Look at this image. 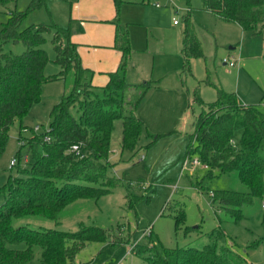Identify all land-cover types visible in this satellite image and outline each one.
I'll return each instance as SVG.
<instances>
[{
  "label": "rangeland",
  "instance_id": "rangeland-1",
  "mask_svg": "<svg viewBox=\"0 0 264 264\" xmlns=\"http://www.w3.org/2000/svg\"><path fill=\"white\" fill-rule=\"evenodd\" d=\"M31 1L0 3V32L11 14L25 13ZM157 2L162 5L160 8L155 6ZM190 8L206 58L193 59L188 72L181 49L183 19ZM175 21L180 24L175 25ZM52 23L71 31L70 41L78 45L84 68L92 72L93 85L94 80L107 78L118 56L114 48L118 26L128 31L132 46L127 82L138 87L150 81L161 83L145 96L136 113L145 129L134 152L122 149V121L114 123L108 174L116 187L111 192L99 199L73 202L57 221L30 216L14 219L13 226L76 233L84 224L109 230L114 234L113 240L126 243L91 244L74 264H148V254L138 256L129 252L132 245H155L159 250L226 246L241 255V264H264V195L253 204L242 206L244 219L237 223L226 210L214 204L212 196L224 191L249 192L238 172L222 174L211 167L193 166L182 172L197 118L218 98L216 88L207 84L209 78L226 92L236 93L244 104L256 106L264 115V31L255 35L237 24L224 22L203 10L202 0H191V7L186 0H47L46 7L26 16L21 30ZM52 38L46 35L43 47L50 59L46 76L61 71L55 63ZM24 51L23 44L5 47V52L15 55ZM224 59L235 66L225 64ZM70 89V80L44 84L41 102L22 122L14 123L7 149L0 157V189L7 186L10 176L19 177L11 161L21 149L20 128L42 125L50 130V114ZM141 91L125 93L128 110ZM197 93L203 105L195 102ZM43 133L44 128L40 133L42 139ZM26 136L28 142L22 154L28 155V162L32 163L33 152L28 146L32 136ZM240 137L241 132L236 135V144ZM197 147L195 141L193 148ZM34 150L43 152L38 144ZM190 158L199 159V155ZM20 168L29 165L21 160ZM211 173L213 176L209 177ZM4 202L5 194H1L0 204ZM181 210L184 222L177 228L176 217ZM34 252L35 259L30 264H41V248H34Z\"/></svg>",
  "mask_w": 264,
  "mask_h": 264
},
{
  "label": "trees",
  "instance_id": "trees-1",
  "mask_svg": "<svg viewBox=\"0 0 264 264\" xmlns=\"http://www.w3.org/2000/svg\"><path fill=\"white\" fill-rule=\"evenodd\" d=\"M5 2L0 0V3ZM186 2L191 7V0ZM46 4L47 0H32L25 13L13 12L0 32V157L7 149L14 123L22 122L32 108L41 102L43 85L71 81L70 91L50 114L53 141L47 144L41 135L32 137L28 146L33 152V162L24 161L21 147L16 157L17 164L12 167L17 168L19 177L10 176L7 186L0 189V195L5 194V202L0 204V264H30L35 259L36 247L42 250L41 264H74L91 244H126L119 239L113 240L114 234L109 230L84 224L76 233H65L16 228L13 220L36 216L57 221L73 202L99 199L106 192H111L116 187L108 174L114 123L122 121V149L134 152L145 129L134 113L145 96L161 83L150 81L138 87L127 82L132 46L128 31L118 26L114 48L121 53L120 65L109 74L105 86H94L92 72L84 68L79 57L78 45L70 41L69 29L52 23L21 30L26 16L46 7ZM202 6L203 10L224 22L239 25L245 32L259 35L264 31V0H202ZM192 14L190 8L183 19L182 31L181 54L188 72L193 59L206 58ZM260 26L262 28L258 31ZM46 35L53 37L55 63L61 69L59 74L53 76L45 75L50 62L43 48ZM8 44H23L25 51L20 55L5 52ZM207 84L216 88L218 98L197 118L196 130L190 137L185 157L197 154L202 164L222 174L238 172L241 183L249 192L224 191L212 197L217 207L226 210L239 223L244 219L242 206L253 204L264 195V115L256 106L244 104L236 93H228L221 86L213 84L210 78ZM138 89L142 90L140 96L128 110L125 93ZM195 102L204 104L198 93ZM24 128H20V133ZM239 132L241 137L236 144ZM158 139L159 136L155 141ZM195 141L197 149L193 148ZM37 144L42 147V154L34 150ZM73 146H78L80 153L72 151ZM21 160L29 168H20ZM212 176V173L209 174V177ZM183 222L184 212L181 210L176 217L177 228ZM22 244L26 248L20 249ZM134 252L138 256L148 254V264L243 262L235 250L216 245H208L202 250H159L155 245H135Z\"/></svg>",
  "mask_w": 264,
  "mask_h": 264
},
{
  "label": "built area",
  "instance_id": "built-area-1",
  "mask_svg": "<svg viewBox=\"0 0 264 264\" xmlns=\"http://www.w3.org/2000/svg\"><path fill=\"white\" fill-rule=\"evenodd\" d=\"M155 6L160 8L162 5L159 2H157L155 4ZM174 24L175 25H179L180 23H179V21H175ZM223 62H225V64H229L232 67L235 66V63L234 62H230L228 59H224ZM43 128H44V132H45L44 136H43V140H44L45 143L50 144L53 141V139H52V137L50 135L51 134V128H50V130H47L42 125H36L33 128L25 127L23 129V135L19 139L20 147H25L27 145L28 140H27L26 134H31L32 137L38 136V135H40L41 130ZM233 144H234V142H233ZM72 151H75L76 153H80V148L78 146H73L72 147ZM24 161L26 163L28 162V155L24 156ZM16 164H17V158H15L14 160L11 161V166L12 167H14ZM190 166H193V167H204L205 169L209 168L207 165L202 164L199 159H192L190 157H187L182 163V172L187 171ZM134 249H135V245H132L129 252L133 253ZM124 259H126V257Z\"/></svg>",
  "mask_w": 264,
  "mask_h": 264
},
{
  "label": "crops",
  "instance_id": "crops-1",
  "mask_svg": "<svg viewBox=\"0 0 264 264\" xmlns=\"http://www.w3.org/2000/svg\"><path fill=\"white\" fill-rule=\"evenodd\" d=\"M117 52V54H118V56L117 57H115V62L113 63V65H112V68H111V72H109V73H107V78H105L104 80H99V81H96V80H94V84L97 86V85H105V84H107L108 83V81H109V74L110 73H112V72H115L117 69H118V67H119V63L121 62V53L119 52V51H116ZM111 67V66H110ZM86 69H88V68H86ZM93 83V82H92ZM130 84V83H129ZM94 85V86H95ZM130 85H132L133 86V84H130ZM139 110V109H138ZM138 112V111H137ZM137 112H135L134 113V116L135 117H137L136 116V113ZM137 115H138V113H137ZM138 118V117H137ZM140 119V118H139ZM141 120V119H140Z\"/></svg>",
  "mask_w": 264,
  "mask_h": 264
}]
</instances>
